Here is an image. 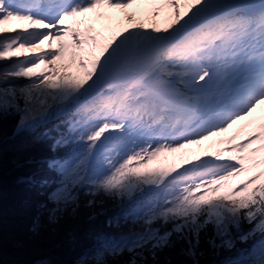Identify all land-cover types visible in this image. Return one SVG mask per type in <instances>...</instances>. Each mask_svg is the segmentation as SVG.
I'll use <instances>...</instances> for the list:
<instances>
[{"label": "snow or ice", "instance_id": "6c2138e0", "mask_svg": "<svg viewBox=\"0 0 264 264\" xmlns=\"http://www.w3.org/2000/svg\"><path fill=\"white\" fill-rule=\"evenodd\" d=\"M6 162L0 264H264V0H0Z\"/></svg>", "mask_w": 264, "mask_h": 264}, {"label": "trees", "instance_id": "16d2710c", "mask_svg": "<svg viewBox=\"0 0 264 264\" xmlns=\"http://www.w3.org/2000/svg\"><path fill=\"white\" fill-rule=\"evenodd\" d=\"M7 128L8 125H5ZM28 194L22 185L16 182V173L6 162L3 168H0V229L8 232L12 229H20L25 226L28 215L27 208ZM82 241L85 239L81 234ZM61 259H70L72 249L65 246L56 252ZM206 259L212 260L209 256Z\"/></svg>", "mask_w": 264, "mask_h": 264}, {"label": "rangeland", "instance_id": "374dc122", "mask_svg": "<svg viewBox=\"0 0 264 264\" xmlns=\"http://www.w3.org/2000/svg\"><path fill=\"white\" fill-rule=\"evenodd\" d=\"M171 158H172V159H171V160H172V163L174 164L175 161H174V159H173V156H171ZM157 165H159V166H165V165H167V161H166L165 159H162V158L160 157V158H158L156 161H153L151 166H157Z\"/></svg>", "mask_w": 264, "mask_h": 264}]
</instances>
